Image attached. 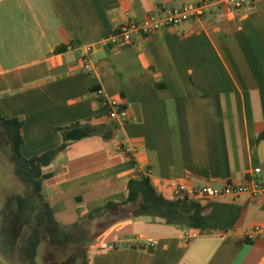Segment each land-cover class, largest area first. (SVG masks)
<instances>
[{"label":"crops","instance_id":"0c3cea01","mask_svg":"<svg viewBox=\"0 0 264 264\" xmlns=\"http://www.w3.org/2000/svg\"><path fill=\"white\" fill-rule=\"evenodd\" d=\"M200 1L0 0V114L22 122L24 158L58 148V128L110 125L99 90L129 110L112 139L74 142L45 169L42 196L60 225L126 200L128 182L141 170H151L167 198H173L169 180L223 188L245 183L259 167L264 177V0L238 11L218 8L117 48L102 43L160 8ZM86 45H93L91 71L80 61ZM213 201L243 209L231 232L187 242L184 229L132 218L134 208L126 207L121 221L90 243L88 264H264L263 236L238 242L264 226V196ZM23 224L0 222V236L13 237L4 242L12 250L0 244V264H11ZM92 229L85 225L77 237ZM128 242L153 252L124 247Z\"/></svg>","mask_w":264,"mask_h":264},{"label":"trees","instance_id":"16d2710c","mask_svg":"<svg viewBox=\"0 0 264 264\" xmlns=\"http://www.w3.org/2000/svg\"><path fill=\"white\" fill-rule=\"evenodd\" d=\"M0 128H2L3 143L9 144V161L13 165L14 174L28 190L24 195L16 194L5 206V211L10 215L7 223L14 227H18L19 222L24 221L25 217L34 220L30 232L25 237L23 251L29 264H37L38 249L44 242L65 245L70 240L76 239L83 244L92 243L97 233H101L121 221L126 207L134 208L131 214L132 218L160 220L167 225L184 229L186 232L189 230L198 231L201 235L214 232L226 233L234 230L242 216L243 209L234 204L217 201L205 203L201 200L188 198L178 200L167 198L157 191L150 177L136 172L128 182L126 200L111 201L100 205L93 209L85 219L72 226L60 225L54 219L51 206L42 196L43 182L50 176L44 173L45 169L50 167L72 143L98 135L103 136L106 140L112 139L119 126L114 123L93 125L90 122H78L58 128L57 131L62 137L61 145L30 159L24 158L21 154L22 122L17 119H5L0 114ZM85 225L95 228L97 232L89 237H77V231ZM12 238L11 235L0 236V244L12 250L11 244L5 245L7 244L5 240L9 243ZM250 241L247 237L238 240L242 243H250ZM124 247L153 252L151 247L140 243L128 242L124 244ZM4 253H7L6 250Z\"/></svg>","mask_w":264,"mask_h":264},{"label":"built area","instance_id":"2783aa9c","mask_svg":"<svg viewBox=\"0 0 264 264\" xmlns=\"http://www.w3.org/2000/svg\"><path fill=\"white\" fill-rule=\"evenodd\" d=\"M255 1L201 0L197 3L184 4L181 7L160 8L141 21L128 22L108 33L102 43L109 47L117 48L123 43H132L136 37H147L168 28L181 26L187 22L202 20L215 9L225 7L231 11H238ZM69 49H72V47H69ZM92 51L93 45H86L80 50V61L87 71L92 69ZM97 96L100 98L101 105L106 109L107 117L112 123L120 125L129 120V110L121 100L106 98L101 90L97 92ZM125 152L129 153L128 150ZM129 154L134 157V153L131 152ZM139 172L148 177L151 174L149 169ZM166 187L171 191L175 200L188 198L208 202L219 198H233L240 195L259 198L264 196V177L262 176V168L259 167L254 170V175L245 183H229L223 188H216L210 185L191 186L176 179L167 181ZM198 235H200L198 231L189 230L185 233L186 241L188 242ZM257 236H263L264 238V226H255L245 235L250 240Z\"/></svg>","mask_w":264,"mask_h":264},{"label":"rangeland","instance_id":"374dc122","mask_svg":"<svg viewBox=\"0 0 264 264\" xmlns=\"http://www.w3.org/2000/svg\"><path fill=\"white\" fill-rule=\"evenodd\" d=\"M26 192H28L26 186L14 174L13 165L9 161V147L4 143L0 149V222H8L10 219V215L5 211V200L10 202L16 194L24 195ZM33 222L34 220L29 217L24 218V228L17 237L11 264H29L23 251L25 237L30 232ZM95 230L92 229V234ZM91 247V244H83L76 239L70 240L65 245L44 242L38 249L36 262L37 264H88Z\"/></svg>","mask_w":264,"mask_h":264}]
</instances>
